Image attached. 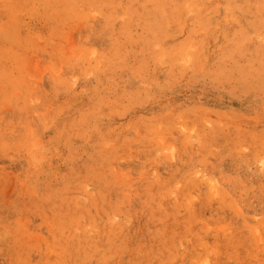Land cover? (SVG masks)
<instances>
[{"label": "rangeland", "instance_id": "374dc122", "mask_svg": "<svg viewBox=\"0 0 264 264\" xmlns=\"http://www.w3.org/2000/svg\"><path fill=\"white\" fill-rule=\"evenodd\" d=\"M261 1L0 0V264H264Z\"/></svg>", "mask_w": 264, "mask_h": 264}, {"label": "bare ground", "instance_id": "6f19581e", "mask_svg": "<svg viewBox=\"0 0 264 264\" xmlns=\"http://www.w3.org/2000/svg\"><path fill=\"white\" fill-rule=\"evenodd\" d=\"M257 1H258V0H257ZM259 1H260V0H259ZM262 2H264V1L262 0L261 3H262ZM147 6H148V5H146V9H147ZM142 7H143V6H142ZM257 8H258V7H257ZM263 9H264V8H263ZM147 11H148V9H147ZM253 11H254V10H253ZM263 11H264V10H263ZM96 247H97V246H96ZM102 248H103V247H102ZM98 249H99V248H98ZM96 251H97V249H96ZM96 251H95V252H96ZM93 252H94V251H93ZM98 252H99V251H98ZM96 253H97V252H96ZM103 257H104V256H103ZM105 259H106V258H105ZM103 260H104V259H103Z\"/></svg>", "mask_w": 264, "mask_h": 264}]
</instances>
